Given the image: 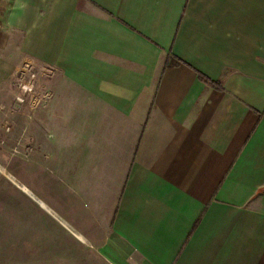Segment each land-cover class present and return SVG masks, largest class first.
Instances as JSON below:
<instances>
[{"label": "crops", "instance_id": "1", "mask_svg": "<svg viewBox=\"0 0 264 264\" xmlns=\"http://www.w3.org/2000/svg\"><path fill=\"white\" fill-rule=\"evenodd\" d=\"M22 60L53 78L0 256L264 264V0H3L0 89Z\"/></svg>", "mask_w": 264, "mask_h": 264}, {"label": "rangeland", "instance_id": "2", "mask_svg": "<svg viewBox=\"0 0 264 264\" xmlns=\"http://www.w3.org/2000/svg\"><path fill=\"white\" fill-rule=\"evenodd\" d=\"M13 59L18 61L17 57H13ZM51 75L49 68L22 60L14 72L9 73L2 82L0 89V151L7 158L5 165L11 169L8 171L0 166V175L4 176L0 177V194L2 193V195L9 194L7 191L13 187V157L20 155L28 158L29 156L31 149L29 147L31 141L30 111L44 108L45 101L51 93L50 82L53 78ZM24 86L29 89L25 91ZM18 100H24V102ZM7 199L9 206L12 203V198L7 197ZM1 200L4 201L5 198L2 197ZM9 248L12 249V247ZM13 259L14 256H0V264H13Z\"/></svg>", "mask_w": 264, "mask_h": 264}, {"label": "built area", "instance_id": "3", "mask_svg": "<svg viewBox=\"0 0 264 264\" xmlns=\"http://www.w3.org/2000/svg\"><path fill=\"white\" fill-rule=\"evenodd\" d=\"M3 0H0V3L2 2ZM27 89H29V88H27V86H24V90L26 91ZM19 102H24V100H18Z\"/></svg>", "mask_w": 264, "mask_h": 264}, {"label": "trees", "instance_id": "4", "mask_svg": "<svg viewBox=\"0 0 264 264\" xmlns=\"http://www.w3.org/2000/svg\"><path fill=\"white\" fill-rule=\"evenodd\" d=\"M206 81H208V83L211 84V85H214L215 84L214 82H212L210 80H206Z\"/></svg>", "mask_w": 264, "mask_h": 264}]
</instances>
